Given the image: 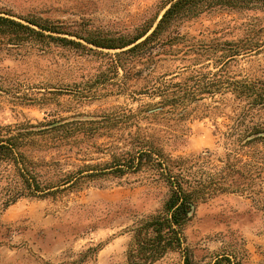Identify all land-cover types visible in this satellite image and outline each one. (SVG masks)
Segmentation results:
<instances>
[{
	"label": "rangeland",
	"instance_id": "rangeland-1",
	"mask_svg": "<svg viewBox=\"0 0 264 264\" xmlns=\"http://www.w3.org/2000/svg\"><path fill=\"white\" fill-rule=\"evenodd\" d=\"M168 1L0 0L2 15L57 26L61 32L51 34L81 42L29 40L16 46L0 41V125L25 119L118 118L124 106L137 113L143 108L135 119L143 131L173 157L211 152L198 170L215 173L230 147L226 133L245 101L228 91L194 100L183 110L149 114L146 109L161 99L153 95L155 86L187 75L183 65L193 50L204 58L214 54L216 50L206 49L217 42L264 40V11L214 8L186 19L177 25L180 37L173 48L153 61L84 39L118 43L152 30ZM117 63L122 65L117 68ZM229 69L264 80V45L232 61ZM136 128L112 129L72 150L33 154L39 160H59L64 168L82 158L101 162L108 159L110 146H123ZM167 194V186L144 170L101 177L57 197L24 196L6 207L0 197V264H128L130 226L159 209ZM185 235L192 264H228L217 262L226 253L240 264H264V177L246 191L217 192L200 202ZM154 264H183V253L171 251Z\"/></svg>",
	"mask_w": 264,
	"mask_h": 264
},
{
	"label": "trees",
	"instance_id": "trees-1",
	"mask_svg": "<svg viewBox=\"0 0 264 264\" xmlns=\"http://www.w3.org/2000/svg\"><path fill=\"white\" fill-rule=\"evenodd\" d=\"M164 8L151 33L149 27L133 38L119 40L118 43L110 42L113 40L84 39L98 47L126 48L121 54L137 52L141 57L153 61L176 44L180 37L177 25L182 21L214 8H261L264 11V0H170ZM25 20L27 23L0 13V41L7 39L16 46L29 40L81 44L51 34L61 32L57 26L31 18ZM263 45L264 40L254 38L217 42L206 49L216 50L215 59L214 54L209 53L201 58L203 54L193 50L194 53L187 56L188 61L183 65L182 72L187 75L180 81L161 83L153 90V95L161 96V99L146 109L149 114L165 108L168 111L183 110L194 100L228 91L245 101L226 133L230 147L225 160H220L223 164L215 173L198 170L200 163L210 160L211 152L173 157L152 134L143 131L138 120H135L138 113L144 111L143 108L137 113L124 106L118 118H63L45 123L25 119L0 125L2 206H9L24 196L57 197L64 192L80 190L91 181L108 175L124 176L149 170L155 180L167 186L168 194L159 209L136 219L130 226L127 263L154 264L167 253L179 251L183 253V264H192L185 229L199 203L217 192L246 191L253 188L257 178L264 177V116L260 114L264 110V80L256 75L231 73L229 69L232 61L260 50ZM210 63L215 70L211 69ZM119 65L122 64L117 63V68ZM133 125L137 127L135 133H128L129 138H124L126 142L123 146H110L108 159L101 162L82 158L74 167L64 168L58 166L59 160H39L33 154L63 147L72 150L76 143L86 138L104 136L112 129H127ZM219 259L226 260L228 264H240L232 259L230 253L222 254L217 262Z\"/></svg>",
	"mask_w": 264,
	"mask_h": 264
},
{
	"label": "water",
	"instance_id": "water-1",
	"mask_svg": "<svg viewBox=\"0 0 264 264\" xmlns=\"http://www.w3.org/2000/svg\"><path fill=\"white\" fill-rule=\"evenodd\" d=\"M161 16H162V15H161ZM161 16H160V18H161ZM160 18H159V19H160ZM153 29H154V28H153ZM153 29H152V30H153ZM152 30H151V31H152ZM151 31H150V32H151ZM150 32H149V33H150ZM149 33H148V34H149ZM54 124H55V123H54ZM52 125H53V124H52Z\"/></svg>",
	"mask_w": 264,
	"mask_h": 264
}]
</instances>
